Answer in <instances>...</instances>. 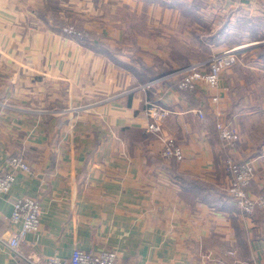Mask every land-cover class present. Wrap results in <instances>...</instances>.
I'll return each instance as SVG.
<instances>
[{"label":"crops","instance_id":"0c3cea01","mask_svg":"<svg viewBox=\"0 0 264 264\" xmlns=\"http://www.w3.org/2000/svg\"><path fill=\"white\" fill-rule=\"evenodd\" d=\"M203 1L226 11L236 63L215 90L167 79L144 93L139 84L219 45L198 40V14L215 24L196 0H0V162L22 153L29 165L0 196V264L67 261L76 247L113 249L117 264H264V209L245 215L229 199L214 130L221 111L240 135L232 154L254 165L250 193L264 194V38L245 31L264 19V0ZM70 22L86 41L62 32ZM146 99L165 109L158 136L145 130ZM165 138L183 160L160 157ZM25 195L40 203V226L18 257L5 239Z\"/></svg>","mask_w":264,"mask_h":264},{"label":"built area","instance_id":"2783aa9c","mask_svg":"<svg viewBox=\"0 0 264 264\" xmlns=\"http://www.w3.org/2000/svg\"><path fill=\"white\" fill-rule=\"evenodd\" d=\"M62 32L82 42L87 40L86 31L79 30L73 25L62 27ZM241 47L240 45L228 47L212 53L207 59L190 62L183 67L143 82L137 86V89L147 93L153 85L170 79L174 80L176 88L183 92L194 91L198 83H202L209 90H215L219 86L222 71L236 63ZM210 101L216 104L218 95L213 94ZM143 111L149 119L145 127L146 132L160 135L162 129L161 116L165 113V109L146 99ZM193 111L201 120L206 116L203 107H198ZM214 129L225 152L223 167L228 178L227 195L229 199L245 215H251L256 210L264 209V194H252L249 191L250 183L255 175L254 165L248 160H238L232 154L240 140L236 126L231 120L225 118L220 111L216 113ZM160 157L166 162L181 161L184 158V153L178 143L170 138H165L160 150ZM28 170L29 165L22 153L10 155L0 162V196L9 191L14 183L16 172H27ZM11 206L8 221L11 225L16 226L17 231L10 233L6 237L5 243L15 256L22 257L19 248L20 242L27 233L38 232L41 207L36 197L27 195L14 199ZM36 264H117V254L113 249L93 251L76 247L72 250L67 261L53 255L46 256Z\"/></svg>","mask_w":264,"mask_h":264},{"label":"rangeland","instance_id":"374dc122","mask_svg":"<svg viewBox=\"0 0 264 264\" xmlns=\"http://www.w3.org/2000/svg\"><path fill=\"white\" fill-rule=\"evenodd\" d=\"M177 1H179V0H177ZM196 3L198 4L199 7L205 6V3H204L203 0H196ZM211 6H213V7H211ZM211 6L209 5V6L203 7V8H205V10H206L205 13L210 16L211 23H213L215 25H212V26L208 25L210 23L209 20L207 18L205 19V17H202L200 14H198V16L200 17L199 21H198L199 25L195 27L196 33L198 35L197 38H198V40H200V42L202 44H203L204 41H207V42L213 41L215 44L219 43V45L217 47H215V46L213 47V50H211V52L209 50L208 55H210L211 53L219 52V51L223 50L224 48H228L230 46V43L226 41L225 36H224V35H226L225 32L228 29H226V27H224L222 29V27L225 24L226 19H227V13L225 11L223 14L219 15L218 14L219 11L216 9V6L212 5V4H211ZM212 8H214L216 10L212 11L211 10ZM232 17H234V16H232ZM203 18L207 22V25L205 24L206 22L203 20ZM68 25H73V26H75V28H77L79 30H82V31H85L83 28L77 27V25L75 23H71L70 22V23H67L64 26H68ZM253 25H255V26L253 27ZM241 28H243V26L240 25L238 27V31L235 29L234 32L237 34L239 32V29H241ZM243 31H244V29H243ZM243 31L242 32L240 31V35L243 33ZM245 31H246V33L249 34V37H254L252 39H257V40H260V41L263 40V38H264V19H261V20L257 21V24H252L251 26H249V28H246ZM190 32H192V31H190ZM210 33L213 34V35H208ZM86 36L88 38V34L87 33H86ZM209 38H210V40H209ZM220 40L223 41L222 42L223 44H221ZM260 43H261L260 44L261 47H260V49H258V51L260 53H262V52H264V41H261ZM205 47H207V49H208V46H205ZM197 50H198V52H200V50H201V51H203V53H205L203 46H201ZM198 59L201 60V58H197V60Z\"/></svg>","mask_w":264,"mask_h":264},{"label":"trees","instance_id":"16d2710c","mask_svg":"<svg viewBox=\"0 0 264 264\" xmlns=\"http://www.w3.org/2000/svg\"><path fill=\"white\" fill-rule=\"evenodd\" d=\"M150 80V79H149ZM215 130V129H214ZM172 161H175V160H172Z\"/></svg>","mask_w":264,"mask_h":264}]
</instances>
